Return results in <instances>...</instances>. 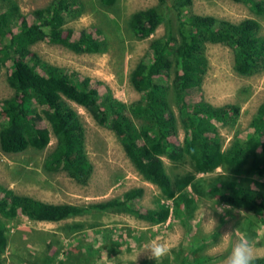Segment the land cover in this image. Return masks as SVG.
<instances>
[{"label": "trees", "instance_id": "16d2710c", "mask_svg": "<svg viewBox=\"0 0 264 264\" xmlns=\"http://www.w3.org/2000/svg\"><path fill=\"white\" fill-rule=\"evenodd\" d=\"M113 8L117 0H97ZM157 4L135 11L129 17V34L136 40L152 36L161 23L163 36L151 40L148 50L130 73L129 81L139 99L125 104L103 84L88 77L79 79L74 72L49 64L32 51L46 42L61 45L74 53H101L108 43L96 27L78 33L67 25L81 16L82 0H51L46 6L23 16L13 0H0V73L6 74L9 98L0 100V149L6 154L27 150L41 152L51 135L55 146L43 160L48 173L65 172L78 183H86L93 171L86 148L85 130L71 101L88 111L101 127L114 133L125 156L139 175L156 186L162 199L172 201V209L156 201L141 211L133 206L144 191L133 188L122 196L89 206L53 204L16 194L0 184V264L9 243L7 220L26 218L35 222L58 223L79 217L92 209L121 207L141 221L164 224L169 218L189 226L197 207V197H217L221 204L250 210L264 226V192L251 188L246 176L264 180V101L259 105L244 138L235 139L223 149L219 127L235 123L238 105L213 106L199 96L208 70L206 48L219 44L232 50L235 70L252 76L264 71V36L261 24L253 18L238 22L190 12L192 0H156ZM244 5L255 16L264 15V0H232ZM30 18V20H29ZM67 100V101H66ZM42 122L49 125L44 127ZM181 144L176 143L179 131ZM163 158L191 166V171L169 174ZM227 169L229 177L211 181L197 174ZM241 179V178H240ZM244 179V178H243ZM81 228V224L69 226ZM217 236V233L216 235ZM200 241V240H199ZM190 242L187 251L176 255L174 264H205L211 257L202 255L206 242ZM193 243V244H192ZM82 246L60 264H94ZM82 253V252H81ZM46 264L53 258L47 256ZM254 264H264V256Z\"/></svg>", "mask_w": 264, "mask_h": 264}, {"label": "rangeland", "instance_id": "374dc122", "mask_svg": "<svg viewBox=\"0 0 264 264\" xmlns=\"http://www.w3.org/2000/svg\"><path fill=\"white\" fill-rule=\"evenodd\" d=\"M50 1L13 0L23 16H29L33 10L46 6ZM82 1L83 13L67 26L76 33L84 28H99L107 39V50L74 53L61 45L41 42L32 46V51L45 62L74 72L79 79L88 77L102 83L98 88L100 96L105 94L104 88H108L114 98L125 104L136 101L139 94L129 81L130 73L148 50L151 40L164 35L165 27L161 23L148 39L136 40L129 34L127 22L132 13L155 6L157 1L117 0L113 8H104L97 0ZM190 12L232 22L253 18L261 24L260 34L264 36V15L255 16L244 5L232 0H192ZM206 57L208 70L199 96L213 106L234 104L240 107L233 125L219 127V138L223 149H226L235 139L244 138L254 113L264 101V71L252 76L239 74L234 67L232 50L219 44L207 45ZM12 95L2 70L0 100ZM67 103L79 115L85 130V148L93 165L87 182L78 183L65 172L48 173L43 169V160L56 142L51 135L48 146L41 152L27 150L22 154H6L0 149V184L16 194L47 203L79 206L105 202L122 196L130 189L140 188L144 193L133 203L136 208L144 211L154 207L158 201L172 209V201L162 199L156 186L139 175L114 133L96 124L82 106L71 101ZM42 124L49 129L48 123ZM183 139L184 132L180 130L176 143L181 144ZM163 162L169 174L192 170L191 166L180 161L163 158ZM229 176L227 169L217 168L213 173L197 174L195 178L211 181ZM243 178L240 176L237 181H245L251 188L264 192L263 179L250 177L246 181V176ZM188 191L197 198V207L188 227L174 216L164 224L152 225L121 207L104 211L92 209L82 216L58 223L35 222L21 217L7 220L9 243L2 258L6 264H46L45 258L49 256L53 258L52 264H60V260L82 246L80 256L86 253L94 259V264H174L176 260L173 257L186 252L189 243L196 240L201 244L206 242L201 254L212 260L205 264H225L232 244L239 240H248L256 256H264V226L259 223L258 215L232 206L221 213L217 209L225 204H221L217 197H197L190 185ZM210 218L216 221V228L211 222L207 223ZM73 224H81V228L69 227ZM226 233H231V236L222 238ZM152 240L170 246L169 255L161 261L149 259V253L144 251Z\"/></svg>", "mask_w": 264, "mask_h": 264}, {"label": "clouds", "instance_id": "9594fccd", "mask_svg": "<svg viewBox=\"0 0 264 264\" xmlns=\"http://www.w3.org/2000/svg\"><path fill=\"white\" fill-rule=\"evenodd\" d=\"M230 205H223L217 211L223 213L225 210L230 209ZM211 222L216 228V221L209 219L207 223ZM206 223V224H207ZM231 233H226L222 238L228 239ZM149 253V259L161 261L164 257L168 256L171 249L167 243L152 240L144 249ZM142 251V252H144ZM257 256L254 252L252 244L248 240H239L232 244L230 254L226 257L225 264H254Z\"/></svg>", "mask_w": 264, "mask_h": 264}]
</instances>
